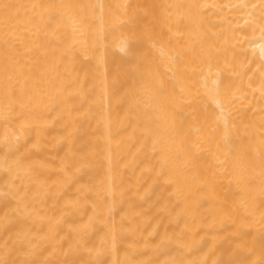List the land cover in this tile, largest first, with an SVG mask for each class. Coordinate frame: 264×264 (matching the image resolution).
<instances>
[{"label":"bare ground","instance_id":"obj_1","mask_svg":"<svg viewBox=\"0 0 264 264\" xmlns=\"http://www.w3.org/2000/svg\"><path fill=\"white\" fill-rule=\"evenodd\" d=\"M0 264H264V0H0Z\"/></svg>","mask_w":264,"mask_h":264}]
</instances>
